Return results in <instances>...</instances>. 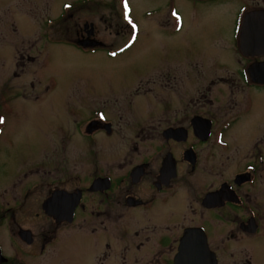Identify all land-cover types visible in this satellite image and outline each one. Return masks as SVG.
<instances>
[{
  "label": "flooded vegetation",
  "instance_id": "af4514ba",
  "mask_svg": "<svg viewBox=\"0 0 264 264\" xmlns=\"http://www.w3.org/2000/svg\"><path fill=\"white\" fill-rule=\"evenodd\" d=\"M94 1L112 10L126 28L123 44L105 52L108 58H115L135 43L139 32L137 23L128 19L132 12L129 0H66L62 11L72 12ZM252 11L254 15L264 14V0H245L241 6L233 28L239 52V44L245 39L243 20ZM167 15L169 30L178 29L179 14L169 11ZM97 24L79 23L76 38L62 43L84 53L103 50L104 44L95 38ZM114 24L117 22L110 21V27ZM256 27L264 28V16ZM249 39L244 51L260 47V43L252 45L256 42ZM260 41H264V30ZM238 55L240 69L237 78L230 81L247 85L240 103L232 95L243 85H228L234 89L217 95L213 86L218 82L211 79L204 87L186 90L182 76L176 79L167 69L157 78L137 76L136 83L120 94V100L119 93H108V114L104 108H97L77 124L83 135L71 144L79 149L77 157L83 166L61 176L58 164L53 166L56 180L50 182L44 200L43 165L15 171L7 183L10 185L15 177L20 181L4 193L0 226L9 218L17 224L22 239L24 231L32 234L31 243L34 228L40 235L38 258L45 256L52 243L57 248L60 243L67 246L66 251L53 250V263L59 262L53 259L56 254L61 255L60 264L68 263L64 256L76 259L82 243L83 264H197L194 260L198 257L203 258L198 264L204 259L210 264H264V132L245 152L241 164L236 148L232 157L224 153L233 144L227 135L232 124L251 111L249 89H264V82H255L249 76V66L264 61V54ZM258 72L264 78V68ZM196 77H201L200 73L192 78ZM176 87L178 100L172 101L170 89ZM183 92L188 93L186 100ZM138 98L141 105L136 103ZM97 133L108 137L106 153H97L91 144ZM229 161L233 163L227 164ZM65 183H71L70 188ZM59 191L69 195L72 204L78 196L80 199L70 213L64 214L54 206L49 215L44 202ZM9 194L15 200L13 205L6 198ZM20 211L35 218L44 214L50 227L42 230L41 223L24 227L16 221ZM18 257L20 260L10 255L6 261L0 257V263L22 264Z\"/></svg>",
  "mask_w": 264,
  "mask_h": 264
},
{
  "label": "rangeland",
  "instance_id": "374dc122",
  "mask_svg": "<svg viewBox=\"0 0 264 264\" xmlns=\"http://www.w3.org/2000/svg\"><path fill=\"white\" fill-rule=\"evenodd\" d=\"M63 1L66 0H0V115L3 116L0 210L5 205L2 203L6 190L20 181L15 177L10 185L7 183L15 171H29L37 164L43 165L46 172L41 168L45 182L41 197L44 200L50 192V182L56 180L53 166L58 164V176L79 170L83 166L81 158L77 157L79 149L71 144L83 135V131L77 130V124L97 108H104L108 114L107 94L119 93L120 100V94L129 90L139 75L157 78L167 69L176 79L182 76L188 86L186 90L199 85L204 87L211 79L217 80V85L213 86L217 95L234 89L228 85H243L232 95L238 103L247 89L244 82L230 81L237 78L240 69L236 59L242 52L233 37V28L245 0H129L132 12L128 19L137 23L139 32L135 43L115 58H108L105 52L109 48L116 49L126 39L122 19L99 1L72 12L62 11ZM169 11L179 14L178 29L169 30L170 18L168 22L166 19ZM110 21L117 24L110 27ZM83 22L98 23L95 38L104 44L103 50L84 53L62 43L76 38L80 30L77 25ZM199 73L201 77L192 78ZM178 90V87L170 89V100H178ZM182 94L186 100L188 93ZM249 96L251 111L241 114L227 133L233 144L224 153L232 157L236 148L238 164L264 132V89H249ZM136 103L141 105V100L138 98ZM107 139L99 133L94 136L91 144L97 153H106ZM70 184L63 185L70 188ZM13 196L6 195L12 205ZM34 197L35 194L30 195L31 200ZM16 221L24 227H35L38 223L42 230L50 227L44 214L35 218L34 214L25 216L20 211ZM16 225L8 218L0 226L2 255L18 259L20 256L22 264H60V254L53 257L58 263L50 260L56 244H50L45 256L38 258L40 235L32 228L35 238L28 244L17 232ZM80 245L82 251L76 259L63 257L68 259L66 264H83L85 253L83 244ZM66 248L60 243L57 250L66 251Z\"/></svg>",
  "mask_w": 264,
  "mask_h": 264
},
{
  "label": "water",
  "instance_id": "95a60500",
  "mask_svg": "<svg viewBox=\"0 0 264 264\" xmlns=\"http://www.w3.org/2000/svg\"><path fill=\"white\" fill-rule=\"evenodd\" d=\"M248 19L246 20V23L244 24V21L246 19V17L243 20V24H242V29L244 32V36L245 39L241 40L240 44H239V48L240 51L242 53L245 54H264V50L262 52H260L258 49L260 48H264V41H260L261 38V34L262 31L264 30V28L262 30H260V28H257V24L259 22V20L261 19V17L264 16L263 13H258L255 14L252 12L247 13ZM258 19V20H257ZM247 37H249V40H253L256 43H253L252 45H255L257 43H260V47H257L252 50L247 49L246 51L243 50L244 45L246 44ZM246 49V48H245ZM261 68H264V61L262 62H258V63H253L252 65L249 66V76L251 78V80L255 81V82H264V78H262L261 76H259V70ZM262 75H264V73H262ZM205 127V126H204ZM206 129V127H205ZM69 195H67L66 193H64V191H59V193H55L52 196H50L49 198L46 199V201L44 202V209L47 211V213L50 215L52 214V211H54V206H58L60 207L61 211L64 212V214L70 213L72 210V206L75 207V203L76 201H78L80 198L79 196L76 198V201L74 200V203L72 204L69 200H68ZM22 237L24 240H26L28 243H31L33 240L32 234L29 231H24L22 234ZM203 258H196L194 260V262H196L197 264L202 261ZM202 264H210V262L208 261V259H204V261L202 262Z\"/></svg>",
  "mask_w": 264,
  "mask_h": 264
},
{
  "label": "trees",
  "instance_id": "16d2710c",
  "mask_svg": "<svg viewBox=\"0 0 264 264\" xmlns=\"http://www.w3.org/2000/svg\"><path fill=\"white\" fill-rule=\"evenodd\" d=\"M0 264H5V263H0Z\"/></svg>",
  "mask_w": 264,
  "mask_h": 264
},
{
  "label": "bare ground",
  "instance_id": "6f19581e",
  "mask_svg": "<svg viewBox=\"0 0 264 264\" xmlns=\"http://www.w3.org/2000/svg\"><path fill=\"white\" fill-rule=\"evenodd\" d=\"M246 19H247V17H246Z\"/></svg>",
  "mask_w": 264,
  "mask_h": 264
},
{
  "label": "snow or ice",
  "instance_id": "6c2138e0",
  "mask_svg": "<svg viewBox=\"0 0 264 264\" xmlns=\"http://www.w3.org/2000/svg\"><path fill=\"white\" fill-rule=\"evenodd\" d=\"M175 14V13H174Z\"/></svg>",
  "mask_w": 264,
  "mask_h": 264
}]
</instances>
